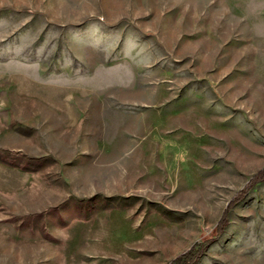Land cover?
I'll use <instances>...</instances> for the list:
<instances>
[{
  "label": "rangeland",
  "instance_id": "rangeland-1",
  "mask_svg": "<svg viewBox=\"0 0 264 264\" xmlns=\"http://www.w3.org/2000/svg\"><path fill=\"white\" fill-rule=\"evenodd\" d=\"M264 0H0V264H264Z\"/></svg>",
  "mask_w": 264,
  "mask_h": 264
},
{
  "label": "trees",
  "instance_id": "trees-1",
  "mask_svg": "<svg viewBox=\"0 0 264 264\" xmlns=\"http://www.w3.org/2000/svg\"><path fill=\"white\" fill-rule=\"evenodd\" d=\"M264 183V169L258 172L253 179L251 180L249 186L246 188L245 191H242L238 194L236 199L232 202L230 205V209H232L234 206H236L238 203L243 201L246 197V195L258 184ZM230 210H227L225 214L222 217V220L220 224L217 227L216 235L212 240L199 242L195 244L188 252L182 254L178 258H176L173 262L170 264H196L206 253L208 248L211 244H213L224 232L225 228L228 225V214Z\"/></svg>",
  "mask_w": 264,
  "mask_h": 264
}]
</instances>
